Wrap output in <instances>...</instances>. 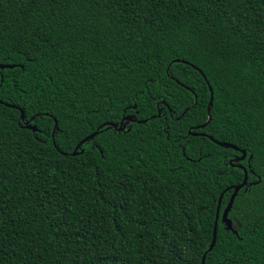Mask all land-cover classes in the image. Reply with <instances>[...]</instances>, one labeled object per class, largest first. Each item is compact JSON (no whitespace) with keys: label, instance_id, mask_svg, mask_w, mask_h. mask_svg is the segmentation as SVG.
<instances>
[{"label":"trees","instance_id":"1","mask_svg":"<svg viewBox=\"0 0 264 264\" xmlns=\"http://www.w3.org/2000/svg\"><path fill=\"white\" fill-rule=\"evenodd\" d=\"M0 62V264H202L244 168L207 264H264V0H0Z\"/></svg>","mask_w":264,"mask_h":264},{"label":"water","instance_id":"2","mask_svg":"<svg viewBox=\"0 0 264 264\" xmlns=\"http://www.w3.org/2000/svg\"><path fill=\"white\" fill-rule=\"evenodd\" d=\"M177 61H180V60L177 59ZM182 61H183V62H186V63H189L188 61H184V60H182ZM12 67H14L13 64H7V63H2V62H0V69H3V68H12ZM202 74H203V72H202ZM203 75H204V74H203ZM209 88H212V87L209 85ZM0 101H2V100H0ZM2 102H3V101H2ZM5 105L10 106V107H16V108H18V109L21 111V119L25 122V126H26L27 128L32 129V130H34V131H36V130L38 129L37 126H35V125L31 124V123H28V120H27L26 117H25V112H24V109H23V108H21L20 106L15 105V104H10V103H8V102H5ZM166 105H167V104H166ZM212 105H213V104H209V103H208V106H207V110H208V113H209V118L211 117L210 110H211ZM209 118H208L207 121H209ZM130 120H136V119L133 118L132 116H125V117L122 119V121H121V123H120V124H121L120 126L118 125V123H115V122H106V123H103L102 125L99 126V128H98L96 131H94V132L91 133L90 135H91L92 137H94V136L99 132V129L102 128V127H105V126H108V127H115V128H117V129H119V130H122V129H124V127H125L124 121L129 122ZM139 121L142 122V121H146V120H139ZM57 124H58V121H57V119L55 118V125H54V132H53V140H54V136H55V131H56V130L58 129V127H59V125H58V127H57ZM206 124H207V123L205 122L204 124H201V125H199V126H196L195 128H202V127H204ZM189 134H192V135H194V136H197V135L205 136V135H206V133H204V132H199V131L193 132L191 129H190V131H189ZM90 135L86 136L85 138H88ZM85 138H83L82 140H80V142L77 144V146L75 147L74 151L72 152L73 155H76V154L78 153V149L80 148L79 145L81 144V142H82ZM209 138H210L211 140H213L214 142L218 143L219 145L223 146V147H226V148H233V149L238 150L239 152L247 151L246 149H241V148H239L237 145H235V144H233V143L219 141V140L215 139L213 136H209ZM65 154H67V153H65ZM251 158H252V155L249 157V160H250ZM241 160H244V158L240 155V156H238V157L233 158V159L231 160L230 163H232V165H234L233 163H235V162L237 163V162H239V161H241ZM238 166H241V167H242V165H240V164H238ZM249 166H250V164H249ZM247 180H248V178H247V172H245V177H244V180H243L242 183H240V184H238V185H232V186L226 188V189L220 194V197H219V199H218V207H217L216 219H215L214 228H213V239H212V242H211V244H210L208 250L206 251V253H205V254L203 255V257H202V264H205L203 258L206 257L207 252L210 251V250H212V248L214 247V245H215V243H216V239H217V228H216V223H217V221L221 218L222 222L225 224L224 219H223V218H224V214H225L226 210H227L229 207L232 208L233 203H234V200H235V198H236L238 192L240 191V189H241L242 187L246 186V184H247ZM258 181H260V178L258 179ZM230 188L233 190V192H232V194H231V196H230V199H229V201H228L226 207L224 208V210H223L222 213H221V210H220V209H221V202H222V199H223L224 193H225L226 190H228V189H230ZM220 214H221V216H220ZM228 215H229V214H228ZM229 220L231 221V224H230V226H229L227 229L232 230L233 232L237 233V231L234 230L233 221H232V219H231L230 217H229Z\"/></svg>","mask_w":264,"mask_h":264},{"label":"snow or ice","instance_id":"3","mask_svg":"<svg viewBox=\"0 0 264 264\" xmlns=\"http://www.w3.org/2000/svg\"><path fill=\"white\" fill-rule=\"evenodd\" d=\"M177 62H178V61H177ZM173 63H175V62H173ZM189 67H191V68L193 69L194 72H201V73H202V70L199 68L198 65L189 64ZM165 71L169 74V77H170V78H173V77H172V66H171V65L168 66V67H166ZM0 76H2V73H0ZM152 82L154 83L155 81H152ZM204 83L211 84V81L207 80V78L204 77ZM190 91L192 92L194 99H193V103H192V105L188 108V111H191L193 108L198 107V105H199V101H200V97H199L198 94H196L195 89H190ZM206 96H207V99H208L209 104H213V105H215V104L218 103L219 100H220L219 93H218V91H217V89H216L215 87L209 88V89L206 91ZM0 103H2V101H0ZM166 104H167L166 101H162V110H163V107H164ZM185 114H186V113H185ZM37 115H38L37 113H33L32 117L29 118L28 123L33 122V121L36 119ZM206 123H211V117L209 118V121H207ZM57 127H58V124H57ZM193 131L195 132L196 129H193ZM93 138H94V137H92V136L90 135L88 138H85V139L81 142V144H80L79 146H80V147H83V144H84V143H89L90 140L93 139ZM181 139H183V137H181ZM241 156H242L244 159H247V157H248V152H247V151H242V152H241ZM252 159H253V160L255 159V156H254V155H253ZM248 170H249V169H247V168L242 169V171H244V172H247ZM262 182H264V181H262ZM231 211H232V208L229 207V208L226 210L225 214H224V218H223V219H224V222H225V228H226V229H227V228L230 226V224H231V221L229 220V215H228ZM216 228H217V230L220 229V221H219V220H218L217 223H216ZM203 259H204L205 264H207V258L205 257V258H203Z\"/></svg>","mask_w":264,"mask_h":264}]
</instances>
